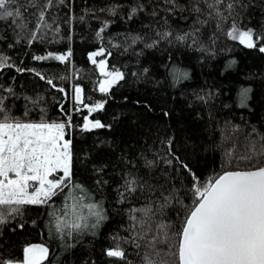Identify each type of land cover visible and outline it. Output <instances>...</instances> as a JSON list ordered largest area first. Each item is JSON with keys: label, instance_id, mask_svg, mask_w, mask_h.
Listing matches in <instances>:
<instances>
[{"label": "trees", "instance_id": "1", "mask_svg": "<svg viewBox=\"0 0 264 264\" xmlns=\"http://www.w3.org/2000/svg\"><path fill=\"white\" fill-rule=\"evenodd\" d=\"M35 2L32 7L30 0H18L23 13L18 23L26 28L0 20V55L14 65L0 71V94L7 95L5 88L14 89L18 98L12 113L22 119L38 121L43 116L60 122L72 117L67 138L73 145V180L90 191L107 219L95 229L61 240L50 231L49 212L63 208V198H53L51 208L26 205L22 216L0 225V257L22 260L27 245L44 243L50 249L44 264H125L105 255L118 242L127 251L128 264H141L129 239L130 209L150 206L157 213L155 221L179 227L194 206L193 176L202 185L226 170H247L251 164L241 157L249 154L253 143L257 148L264 143V53L259 51L264 40L249 49L226 34L234 19L242 28L264 36V0H233L235 13L219 28L203 0H175L177 7L165 0H53L46 12L51 27L42 28L29 43L38 9L46 0ZM138 5L143 10L128 19ZM197 5L200 13L193 11ZM113 8L115 15L109 11ZM105 22L108 26L98 37ZM193 30H197L195 43L192 38L160 40L147 47L159 40L157 32L175 36ZM137 36L142 39L133 44L130 37ZM101 47L107 51L96 59H106L109 70L125 74L106 93L99 91L106 77L88 58ZM69 49L72 55L63 63L33 59ZM17 67L35 71L18 73ZM35 72L53 80L56 88ZM77 86L83 89L85 104L105 102L104 108L89 115L75 102ZM24 97L37 100L38 106L26 107ZM85 116L110 127L83 131ZM256 159L264 161V157ZM128 173L141 178L145 187L121 202L119 192ZM164 197L171 199L161 213Z\"/></svg>", "mask_w": 264, "mask_h": 264}, {"label": "snow or ice", "instance_id": "2", "mask_svg": "<svg viewBox=\"0 0 264 264\" xmlns=\"http://www.w3.org/2000/svg\"><path fill=\"white\" fill-rule=\"evenodd\" d=\"M30 2L32 7L37 6L35 0ZM52 2L53 0H46L43 7L38 9L36 28L29 43L37 39V32L42 28L51 27L46 21V12ZM60 2L63 3V0ZM165 2L177 7L175 0ZM203 2L210 10L208 16L217 19L218 28L235 13L233 0L227 3L225 0ZM17 4L18 0H0V20L10 21L17 28L23 29L27 25L18 23V20L23 18V13ZM142 10V5L133 7L128 19H132ZM109 11L113 15L116 14L115 8ZM193 11L200 13L202 9L197 5ZM107 26L105 22L97 32L98 37ZM196 31L175 36L170 31L157 32L159 40H154L147 47H154L160 40L185 42L192 38L195 43ZM226 34L230 39L238 40L249 49L256 48L257 42L264 40V36L257 34L250 27L242 28L234 19ZM130 39L134 44L142 38L137 36ZM106 51L101 47L89 53L88 57L106 77L99 83V91L104 93L108 92L112 85L123 80L125 75L115 68L109 70L106 59H96L104 56ZM259 51L264 53V46H260ZM71 55L69 49L64 54L49 52L46 56H34L33 59L37 61L53 59L63 63L68 61ZM107 55L111 53L108 52ZM9 60V57L0 55V71L14 67ZM15 70L18 73L35 71L19 67ZM35 74L56 88L53 80L47 79L40 72ZM57 90L65 92L64 88ZM3 92L7 95L0 94V225L7 224L9 218L22 216V209L26 205H47L51 208L50 202L53 198L62 197L64 207L53 208L49 212L52 218L51 232L59 239L65 240L74 238V233L82 234L86 229L97 228L107 219L103 206L99 202H93L90 191L73 180L75 175L73 145L72 140L67 138L72 128V117L69 115L66 121L60 122L48 121L43 116L38 121L19 118L12 113L14 100L18 98L14 89L8 87L3 89ZM74 92L75 102L87 108L89 115L104 108L105 102L85 104L81 87H75ZM246 97L247 90L242 94V102ZM24 99L26 107L27 104L38 106L37 100L31 97ZM76 111L80 109L77 108ZM41 112L43 114V109ZM24 116H28V111H25ZM105 127L110 125L103 124L99 119L91 120L89 116L84 117L83 131ZM168 143L171 144V141ZM257 157H264V143L259 148L253 143L249 154L241 157L251 164L247 170L226 171L202 185L196 184V178L193 176L194 206L179 227L164 221H155L157 213L150 206L130 209L132 235L129 239L137 249V255L141 256V264H264V161L256 159ZM152 163L147 162L148 166ZM182 166L187 169V165ZM144 187L141 178L128 173L124 177L123 191L119 192L121 202L129 195L134 196ZM170 199L164 197L165 203L160 205L159 209L161 213ZM18 226L22 229L24 224L20 223ZM73 246L65 244L68 248ZM49 255L50 249L45 245L32 244L23 249L22 260L0 257V264H44L48 261ZM105 255L128 264L127 251L118 242L114 247L108 248Z\"/></svg>", "mask_w": 264, "mask_h": 264}, {"label": "rangeland", "instance_id": "3", "mask_svg": "<svg viewBox=\"0 0 264 264\" xmlns=\"http://www.w3.org/2000/svg\"><path fill=\"white\" fill-rule=\"evenodd\" d=\"M85 211V213H86V209L84 210ZM34 244H43V245H45L44 243H34ZM29 245H32V244H29ZM28 246V245H27ZM46 246V245H45ZM47 247V246H46ZM23 259V258H22Z\"/></svg>", "mask_w": 264, "mask_h": 264}, {"label": "water", "instance_id": "4", "mask_svg": "<svg viewBox=\"0 0 264 264\" xmlns=\"http://www.w3.org/2000/svg\"><path fill=\"white\" fill-rule=\"evenodd\" d=\"M226 171H236V170H226ZM226 171H224V172H226ZM224 172H222L221 174H223ZM221 174H219V175H221ZM219 175H218V176H219ZM218 176H217V177H218Z\"/></svg>", "mask_w": 264, "mask_h": 264}]
</instances>
